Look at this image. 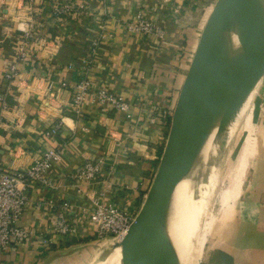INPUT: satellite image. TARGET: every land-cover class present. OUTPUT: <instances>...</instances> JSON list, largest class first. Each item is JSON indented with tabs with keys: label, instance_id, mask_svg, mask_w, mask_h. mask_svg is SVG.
<instances>
[{
	"label": "crops",
	"instance_id": "0c3cea01",
	"mask_svg": "<svg viewBox=\"0 0 264 264\" xmlns=\"http://www.w3.org/2000/svg\"><path fill=\"white\" fill-rule=\"evenodd\" d=\"M64 1L16 0L10 6L0 3V166L5 170L23 169L48 147L61 151L60 159L46 172L55 188L34 183L28 192L30 200L21 223L32 228L34 236L0 251V264L94 262L101 248L93 251L95 241L88 232L65 237L48 234L58 204L69 203L71 216L78 218L88 201L100 197V191L110 185L107 174L115 171L114 165L130 170L140 160L152 162L157 158V145L162 140L159 135L166 122L161 112H167L170 103L174 106L199 36H194L195 23H176L175 12H182L184 6H190L191 12H202L208 6V0H74V11L56 20L54 9ZM215 1L209 0L210 10ZM137 11L162 24L163 40L139 39L123 30L122 21L133 18ZM18 19L31 22L25 36L16 29ZM103 22L110 37L92 58L89 77L122 94L129 103V116L86 101L76 117L70 109L69 90L59 84L72 85L80 78L79 69L89 53L91 39ZM37 39L46 40L44 50L36 47ZM20 48L28 51V57L17 63L15 78L7 79L6 70ZM48 81L54 84L51 96L46 90ZM149 116H157V121L151 122ZM58 121L61 125L57 133L46 139L43 132ZM263 130L255 124L254 139L261 151ZM258 151L251 155L255 158L252 170L249 163L245 166L244 185L238 188V197L243 195L240 201L244 202V214L226 241L238 264H264V194L248 185L262 176L259 165L264 154ZM89 160L100 163L95 180L73 179L71 175ZM135 179L133 183L139 181L137 193L145 189V195L153 178ZM48 200H53L55 207L49 208L45 204Z\"/></svg>",
	"mask_w": 264,
	"mask_h": 264
},
{
	"label": "water",
	"instance_id": "95a60500",
	"mask_svg": "<svg viewBox=\"0 0 264 264\" xmlns=\"http://www.w3.org/2000/svg\"><path fill=\"white\" fill-rule=\"evenodd\" d=\"M254 0H216L171 112L170 125L144 201L115 244L121 264H168L161 215L183 176L195 177L211 153L220 155L231 125L229 107L243 81Z\"/></svg>",
	"mask_w": 264,
	"mask_h": 264
},
{
	"label": "built area",
	"instance_id": "2783aa9c",
	"mask_svg": "<svg viewBox=\"0 0 264 264\" xmlns=\"http://www.w3.org/2000/svg\"><path fill=\"white\" fill-rule=\"evenodd\" d=\"M14 1L16 2V0H0V3L10 6ZM74 9V0H65L56 6L53 18L57 20L72 13ZM30 23L29 20L18 19L16 21L17 31L22 36L27 35ZM122 28L128 34L139 39L163 40L165 37V28L162 24L155 22L141 11H137L133 18L122 21ZM109 37L110 33L106 30L103 22L100 31L91 39L89 53L83 60L81 69H79L80 78L72 85L65 82L59 84L61 88L68 89L70 92V109L73 116L80 115L81 108L86 101L92 106L123 112L129 116V103L122 94L94 83L89 77L92 58L100 45ZM45 41V39H37L36 47L44 50L47 47ZM28 54L26 49H18L14 62L6 70L5 77L7 79L15 78L17 63L26 59ZM46 85L47 94L51 96L54 84L52 81H48ZM1 101L3 99L0 95ZM161 115L166 118L167 113L162 111ZM154 120V117L150 118L151 122ZM60 125V121L54 122L43 132L44 137L50 139L57 133ZM60 155L59 148L48 147L43 150L39 158L33 160L29 166L23 169L5 170L0 166V251L8 250L12 243L27 242L34 236L35 231L21 223L23 211L30 200L28 192L34 183L47 188H55L53 182L47 178L46 172L60 159ZM99 168V163L89 160L78 168L71 177L84 182H92L97 177ZM45 204L49 208L55 207L53 200H48ZM71 208L72 206L66 202L58 204V212L48 230L49 235L65 237L76 234L77 230L83 227L89 229L93 235L109 233L121 238L134 220V217L128 215L115 204L103 203L98 197L90 199V206L83 207L78 218L74 219V216H71Z\"/></svg>",
	"mask_w": 264,
	"mask_h": 264
},
{
	"label": "rangeland",
	"instance_id": "374dc122",
	"mask_svg": "<svg viewBox=\"0 0 264 264\" xmlns=\"http://www.w3.org/2000/svg\"><path fill=\"white\" fill-rule=\"evenodd\" d=\"M189 1L187 3H189ZM197 2L205 3L204 0H198ZM209 8H210L209 0H208V6H204V10L202 12L201 11L191 12L190 6H184L182 12L180 10L175 12L176 14L175 22L182 25L187 24L186 23L187 21L195 23L196 24L195 26L197 27L196 30L193 31H194V36L197 37L198 35H200L204 23L210 14ZM174 106H172V103H170V105L166 108L167 116L171 114L170 110H172ZM251 116H252V120L250 121ZM168 117L169 120H165L166 121L164 124L165 127L164 129H162V134L159 135L160 138H162V140L160 139L161 140L160 144L157 145V152H156L157 158L152 160V162H149V160L148 161L140 160V163L137 166L131 168L130 170H127V168L125 167L121 168V167H116L114 165L115 171L111 169L110 171H108L109 173L107 174V176H109V178L111 179V181L108 180V183L110 185L106 189L101 190L100 192L102 195L98 197L103 203L105 202L113 203L116 206H118L120 209L124 210L131 217L136 216L137 212L139 211L144 201L145 197L142 193L145 192V189H142L140 191V194H138L136 190L137 188L135 187L136 185H138L139 181L142 182L141 178L138 182L137 181L135 183L133 182L136 180L135 179L136 176H140V177L142 176L143 179L153 178L160 156L164 148L163 143L167 138V134L169 130L170 116ZM150 118L152 117L149 116L148 119L150 120ZM154 118L155 121H157L158 117L154 116ZM262 122H264V78H262L261 84L253 96V100L247 111V115L241 117L237 121V125L235 126V129L233 131L229 129L232 127V124L227 129L225 145L223 149L219 152L220 155H219L218 163L214 165L213 178L206 189L203 199H200L199 201L200 205L198 208L199 211H197L196 213L195 225L193 221L188 231L183 235V237L185 238L187 236L185 234L188 233L189 234L188 236L190 237L188 245L190 243L191 244L193 243L195 248H198L199 240L197 241L195 237H197L198 234H199L198 236H201V234L203 233V228L206 222L208 221L207 216L204 218V215L206 212L207 213L209 212V209L211 213L214 215L218 216V214H220L221 209H219L218 192L219 191L222 192L224 194L223 205L225 207L223 206L224 209L222 215L213 226L212 232L207 234L206 239L202 243L199 264H238L235 256L227 249L226 241L229 232L233 229V227L237 225V221H238L237 219L241 218L244 214L242 208L244 202L242 203L240 201L243 195L238 197L239 195L238 188L239 186L244 185L243 184V180H245L244 179L245 173L243 174L244 168L247 165V163H249V167H248L249 171L252 170V166L254 164L255 158L251 157V155L257 153L258 150H259L258 152L264 154V150L261 151V149H257L259 144L256 143L254 139L255 124H257V126H259L260 128L263 127L264 129V124ZM262 140H264V130H263ZM141 144L143 143L141 142L138 143L137 145L139 146ZM248 155L249 157H247ZM117 159L120 158L117 157ZM263 164H264V159H262V164L259 165L260 167L259 170H261L262 176H258L255 179L253 178V183H251L249 180L248 183L249 182L250 183L248 185L252 184L253 188L255 187V190L257 192L258 191L263 192L264 194ZM142 166H145V168ZM140 186L141 185H139V187ZM226 199L227 200L229 199V202H226L225 201ZM201 201H203V204L201 203ZM88 206H90V201H88L87 203V207ZM193 226H195L194 230H193ZM77 232L78 233L74 235H78L79 233L85 234V232H88L89 237L95 241L93 248L94 252L98 249V247L99 249L101 248L100 253L107 248L110 249L114 246V244H116V242L120 240V237H117L116 235L114 234L112 235L109 233H105L101 235L96 234L97 236L92 234L93 235L92 236L90 235L91 234L90 230L83 227H80V229L77 230ZM103 243L104 245H102ZM190 250L191 249L189 248L186 257L184 258L183 261L184 264H194L193 260H191V257L189 258ZM99 255H97V257ZM95 262L96 261L94 260L92 264H94Z\"/></svg>",
	"mask_w": 264,
	"mask_h": 264
},
{
	"label": "bare ground",
	"instance_id": "6f19581e",
	"mask_svg": "<svg viewBox=\"0 0 264 264\" xmlns=\"http://www.w3.org/2000/svg\"><path fill=\"white\" fill-rule=\"evenodd\" d=\"M248 37L249 40H256V48L247 52L243 69V81L237 85L235 89L236 99L229 107V113L232 118V127L229 128L231 131L235 129L237 121L247 115L253 96L258 90L262 78H264V0H254L251 5L248 17ZM218 161L219 155L213 152L195 177L188 178L183 176L176 187L171 201L161 215V226L168 264H184L183 261L189 248L191 249L189 258L191 257L194 264H199L202 243L206 239L207 234L212 232L213 226L222 215L225 207L223 205L224 194L222 192H218L220 214L218 216L214 215L209 209V212L204 215V218L207 216L208 221L203 228L202 237L196 234L197 237L195 239L199 240L198 248H195L193 243L188 245L190 239L188 233L185 234L188 237L184 238L183 235L188 231L193 221L195 225L196 213L199 211V201L204 197L214 175V165ZM225 201L229 202V199ZM201 203L203 204V201ZM119 255V251H117L114 244L112 248L103 250L95 259L96 262L94 264H121Z\"/></svg>",
	"mask_w": 264,
	"mask_h": 264
},
{
	"label": "trees",
	"instance_id": "16d2710c",
	"mask_svg": "<svg viewBox=\"0 0 264 264\" xmlns=\"http://www.w3.org/2000/svg\"><path fill=\"white\" fill-rule=\"evenodd\" d=\"M166 120H169V117L167 116Z\"/></svg>",
	"mask_w": 264,
	"mask_h": 264
}]
</instances>
